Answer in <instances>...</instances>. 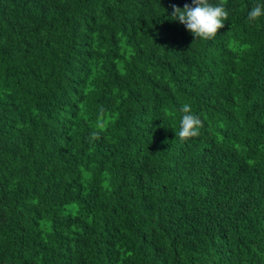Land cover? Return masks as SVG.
I'll list each match as a JSON object with an SVG mask.
<instances>
[{
    "label": "trees",
    "instance_id": "obj_1",
    "mask_svg": "<svg viewBox=\"0 0 264 264\" xmlns=\"http://www.w3.org/2000/svg\"><path fill=\"white\" fill-rule=\"evenodd\" d=\"M221 2L0 0V264H264V0Z\"/></svg>",
    "mask_w": 264,
    "mask_h": 264
},
{
    "label": "clouds",
    "instance_id": "obj_2",
    "mask_svg": "<svg viewBox=\"0 0 264 264\" xmlns=\"http://www.w3.org/2000/svg\"><path fill=\"white\" fill-rule=\"evenodd\" d=\"M171 7L172 12L169 18L178 20L181 24L185 25L186 29L194 35L195 39L215 37L218 29L224 27V21L229 16L222 2L214 5L209 3V0H192L191 4L185 3L183 8L176 4H172ZM262 15H264V4L257 3L248 12L247 21L253 23ZM179 111L183 115L180 119V130L175 132L176 135L179 136L181 141L198 136L203 122L193 114L191 105L185 103ZM100 112L102 114L103 109ZM91 135L94 139H100L101 131L93 130Z\"/></svg>",
    "mask_w": 264,
    "mask_h": 264
}]
</instances>
